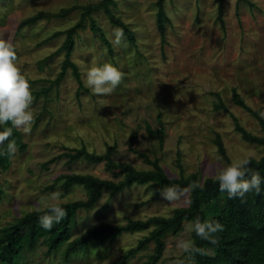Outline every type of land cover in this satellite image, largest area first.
<instances>
[{
	"label": "rangeland",
	"instance_id": "1",
	"mask_svg": "<svg viewBox=\"0 0 264 264\" xmlns=\"http://www.w3.org/2000/svg\"><path fill=\"white\" fill-rule=\"evenodd\" d=\"M102 0H0V39L10 41L17 49V66L28 79L32 94L34 121L27 131L19 129L28 150H17L8 171L0 170V188L5 192L0 202V229L32 211L46 209L48 203H70L86 199L84 190L75 187L68 192L58 179L64 175H93L114 180L105 164L85 161L70 164L58 157L86 147L88 152L103 155L108 147L117 146L115 161L130 164L138 170L152 167L129 150L134 133L136 152L160 160L170 179H179L177 155H182L185 177L199 174L201 182L214 178L219 167L234 160L263 156L259 145L246 143L236 131L234 119L250 133L263 136L258 122L233 101L236 90L254 110L264 117V0H166L170 19L166 43L162 44L156 23L157 0H117L114 8L137 36V48L123 37L118 46L110 42L113 26L103 11L93 19L104 31L112 52L90 29L76 37L72 61L81 79L92 66L112 63L123 73L119 86L110 94L96 95L79 83L69 69L62 73L65 59L59 49L65 36L51 39L75 26L82 8ZM63 17L42 19L33 26L20 28L22 22L44 14ZM220 12L224 24L220 22ZM51 89L45 95L44 90ZM219 94L228 111L215 110ZM162 123L166 140L150 137ZM220 135L229 161L220 154L216 143ZM52 193H58L51 200ZM190 192L169 202L148 186H134L111 198L106 193L92 211H81L74 237H81L103 223L126 225L128 219L147 220L170 217L177 208L189 206ZM222 207L226 198L218 202ZM184 225L178 234L166 238L164 256L158 264H194L182 249L180 240H192ZM147 233L125 234L115 243H94L83 255L64 263L60 253L47 256L41 246L28 254L25 264H112ZM154 245L130 260L144 264Z\"/></svg>",
	"mask_w": 264,
	"mask_h": 264
},
{
	"label": "trees",
	"instance_id": "2",
	"mask_svg": "<svg viewBox=\"0 0 264 264\" xmlns=\"http://www.w3.org/2000/svg\"><path fill=\"white\" fill-rule=\"evenodd\" d=\"M117 6V0H102L98 4L84 6L83 15L79 22L64 32L54 34L51 39L65 36V42L59 49V53L65 54L62 66V73L56 83L65 77L68 70L71 69L73 75L79 83V89L87 91L81 79V73L78 66L72 61V55L76 48V37L78 33L85 30L86 23H90V29L112 52L111 44L108 41L104 31L93 19V14L103 11L110 23L121 28L124 31V37L127 42L137 48V36L135 31L131 30L119 16L115 15L114 8ZM166 0H157L156 23L161 36L162 44L166 43L167 26L170 23L166 11ZM67 12L56 14L41 13L32 17L21 24V29L27 26H33L42 19H52L63 17ZM221 24H224L222 12L219 15ZM51 89L44 90L47 95ZM218 101L215 103V110L228 111L226 105L221 100L219 94ZM233 101L237 106L249 113L261 127L263 136H256L246 130L233 117L235 129L241 135L242 139L249 144L259 145L263 149V156L259 159H248L249 168L253 172H258L264 177V117L260 110L252 109L236 90L233 92ZM160 122V128L153 130L147 126V133L150 137L159 140L163 147L166 140L165 129ZM11 125H5L10 127ZM9 139H14L18 151L24 153L28 150V145L24 142L20 130L13 129V135ZM138 135L134 133L129 141V150L135 152L143 158L151 170H138L130 164H118L115 161L117 146H110L103 155L88 152L86 147L74 149L64 153L58 159L66 158L70 164L85 161L89 164H105L106 170L112 174L114 180H105L93 175L70 174L60 177L64 191L80 187L86 194L83 201L59 203L67 210V216L58 224H54L51 230H44L39 224V217L46 214L48 209L32 211L17 219L15 222L0 229V264H25L28 254L35 253L41 246L47 251V256H55L60 253L64 263H69L73 258L86 254L94 243L104 244L106 242L115 243L125 234L147 233L142 237L136 247L126 252L120 260L112 264H129L130 260L147 250L152 244L154 249L144 264H158L164 256L166 249V238L170 233L178 234L183 231L184 225L199 216L202 220H219L224 225V231L216 234L218 243L211 244L208 241L201 240L192 232V240L196 246L203 250V254H195L192 262L194 264H264V184L261 185V191L249 192L246 196L236 199H229L226 192L219 190V183L215 178H207L201 182L199 174H192L185 177L182 164V155H177L176 166L180 170L179 179H170L160 164V160L152 161L144 154L138 153L133 146L137 142ZM7 142H5L6 144ZM219 154L229 161L226 149L220 135L216 140ZM6 153V147L0 149ZM12 157L0 155V170L8 171L12 165ZM193 182H199L202 188L192 190L189 186ZM148 186L152 188L157 195H160V189L169 185H178L181 189L188 188L190 192L189 206L174 210L170 217H151L147 220L128 219L127 224L112 225L103 223L96 228L89 230L81 237L75 236L77 227V218L81 211H92L100 203L103 196L109 193L113 198L116 195L126 192L134 186ZM4 191L0 188V202L3 201ZM222 197L226 198V204L222 207L219 201ZM187 256V254H186ZM188 258V256H187ZM189 259V258H188Z\"/></svg>",
	"mask_w": 264,
	"mask_h": 264
},
{
	"label": "clouds",
	"instance_id": "3",
	"mask_svg": "<svg viewBox=\"0 0 264 264\" xmlns=\"http://www.w3.org/2000/svg\"><path fill=\"white\" fill-rule=\"evenodd\" d=\"M110 42L114 46L121 44L124 31L121 28L113 29ZM122 71L112 63H105L102 66H92L86 70L82 77L84 84L93 94L106 95L112 93L121 83ZM33 94L31 85L24 74L17 66V49L8 40L0 39V149L6 147V153L0 151V155L12 157L18 150L14 139H9L13 135V129H23L27 131L34 121L32 109ZM11 125L5 127V125ZM5 142H7L5 144ZM248 159L232 161L226 167H219L215 180L219 183V190L228 194L229 199H243L249 192L261 191L264 184V177L258 172H253L249 168ZM199 182H193L189 188L195 190L202 188ZM189 189H181L178 185L165 186L160 189L161 196L169 202L182 198ZM58 193H52L51 200H56ZM44 206L48 212L39 217V224L44 230H51L54 224L60 223L66 216L67 210L59 203H48V198H42ZM187 229L194 232L201 240L211 244H217L216 234L224 231V225L219 220H202L199 216L188 222ZM176 246L187 254L190 261L195 254H203V250L196 246L195 241L180 240Z\"/></svg>",
	"mask_w": 264,
	"mask_h": 264
}]
</instances>
